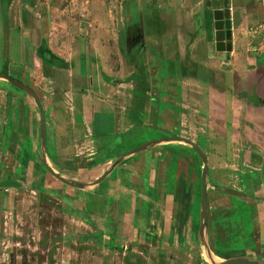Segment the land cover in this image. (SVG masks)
Listing matches in <instances>:
<instances>
[{
  "label": "crops",
  "instance_id": "0c3cea01",
  "mask_svg": "<svg viewBox=\"0 0 264 264\" xmlns=\"http://www.w3.org/2000/svg\"><path fill=\"white\" fill-rule=\"evenodd\" d=\"M2 1L19 30H26L25 22L30 27L28 19L19 20L17 10L19 4L36 10L34 0ZM102 7L89 6L94 20L86 24L89 46L85 50L89 58L101 59L102 72L93 75L88 63L81 62L78 73L79 66L73 65V59L81 56L78 36L70 37L73 44L66 48L61 35L40 32L20 75L2 73L23 83V90H17L0 80V164L5 162V172L18 165L25 169L18 186L30 184L66 198L73 209L72 220L80 226L76 236L87 252L86 260L93 264L113 253L148 258L154 264H226L236 258L244 264H264V58L233 50L228 60L223 59L213 46L216 41L209 42L207 30L197 31L201 0H122L127 20L123 31L117 30L113 37L107 34V24L115 9ZM94 25L100 29L94 30ZM69 26L76 32V24L68 21ZM121 33L132 43L127 53L138 52L141 57L134 67L139 73L140 67L147 72L152 65L158 67V57L172 64L177 58L173 52L191 44L189 54L199 71L189 72L180 83L174 78L165 81V88L161 87L165 109L156 117L152 109L145 118L132 115L134 106L126 92L134 84L125 80L116 86L105 70L114 47L119 53ZM51 56L55 61H49ZM214 56L224 62L219 64ZM209 79L220 89L222 116L216 114L217 102L212 103L207 93ZM116 87L122 94L118 100L112 96ZM178 90L181 104L174 107ZM225 122L227 133L218 125ZM144 128L157 135L151 133L136 144L134 139ZM40 149L44 159L38 166ZM19 150L23 161L12 164ZM44 162L71 184L55 178ZM13 183L0 180V189L6 188L9 198L17 189ZM241 204L245 212L253 208L255 244L244 251L221 249L210 219L218 212L232 214Z\"/></svg>",
  "mask_w": 264,
  "mask_h": 264
},
{
  "label": "rangeland",
  "instance_id": "374dc122",
  "mask_svg": "<svg viewBox=\"0 0 264 264\" xmlns=\"http://www.w3.org/2000/svg\"><path fill=\"white\" fill-rule=\"evenodd\" d=\"M31 1L19 0L22 3H30ZM34 1L35 5L39 6L36 10H30L28 7L22 8L19 4V9L17 10L19 20L24 17L23 19H28L30 23L29 27L25 22V29L28 31H21L13 21L6 2L0 0V80L1 82L17 86V90L19 88L23 90V86H21L23 83L12 81L3 76L2 73H9L13 77L20 75L23 67L22 64L31 59L29 57L31 44H33L35 39L38 40L40 32H42V35L48 36H53L51 33L61 35L64 40L69 37V40H66L68 44L64 43V40L62 42L66 48L73 44V40L71 42L70 37L76 38L78 36L82 50L83 43H85V50H88L86 24H91L94 20V17H91V13H89L91 3H99L103 6L102 8L115 9L112 12L113 17H108L109 24H107L109 25L107 34L112 37L116 35L117 30L119 33L123 31L124 20H127L123 12L124 7L123 9L120 7L122 0ZM220 1L223 3L224 0ZM207 2L208 0H201V28L197 22V31L200 32L202 29H206L209 42H215L214 9L211 6L209 7ZM229 8L231 10L232 41L233 46H235L233 50H235L236 54H240L241 51L249 57L261 56L264 58V0H229ZM68 21L77 25L76 32L75 29L72 30L73 27H68ZM93 27H95L94 30L99 28L98 25H94ZM168 29L172 30L171 27ZM174 29L178 31L179 28L175 27ZM33 37L35 38L33 39ZM105 37L106 35L104 36L105 40L109 38L108 36ZM110 45L114 46V44ZM131 45L132 43L126 40V52L123 54L119 41V53L117 47H114L116 49L113 50L114 52L111 51L109 53V59L105 61V67L107 68L105 70H109V74L113 76L111 78L114 79L113 83L116 86L125 80H130L129 83L134 84V88L126 92L129 102L132 100L130 105L134 106V108L132 107V115L135 116L137 114L145 118L147 115L151 116L148 109H152L157 113L152 114L153 117H156V115L160 114V111L165 109V103L161 101L166 97L165 91L161 90V87L165 88V81L169 78H174L176 82L180 83L185 77H188L189 72H193V70L199 71L197 63L191 60V54H189L191 44L184 43L180 49L175 51L176 53L173 52L177 58L172 59V64H168L165 58L158 57L156 58L158 67L153 68L152 65L150 66V71L147 72L144 67L139 66L141 68L139 69L140 73L136 70L134 71V67L141 62L138 52L135 54L133 52L131 54L127 53V49L129 50ZM207 47L209 51V46ZM62 48L58 50L62 51ZM82 50L81 54H83ZM233 50L229 54L232 55ZM86 54H88L87 51L84 57H86V62L89 65L91 73L93 75L96 73L97 75L99 72H102L101 59L98 56L96 59L89 58L90 56ZM122 55H124L125 61ZM80 57L75 58V60L73 59L75 68L76 65L79 66L81 63ZM217 59L219 60V64L224 62L220 58ZM164 65L165 68L162 67ZM170 67H173L172 70L174 69V71H171ZM85 68L82 73L83 76L85 73L87 74L85 71L87 68ZM77 69H79L78 73H80V66ZM171 74L173 77H171ZM150 82L152 85H149ZM228 82L224 80V86L227 88L230 86ZM87 84L85 80L84 86L86 87ZM151 86L153 89H151ZM8 89L11 93L13 92V88L8 87ZM128 93L131 94V97L128 96ZM175 93L176 102L173 104L174 107L180 106L182 98L181 91L178 90ZM119 95L122 96L116 87L112 94L113 99L118 100ZM130 109L128 108L129 111ZM223 127L224 132L227 133L229 124L225 122ZM178 131L179 129L174 132L177 133ZM151 133L153 136L157 135L151 128L142 129L140 134L134 139L136 144L149 139ZM184 134L187 135L186 133ZM40 148L44 152V147ZM41 149L39 151L40 160L35 163L38 166L43 164L44 159ZM22 159L23 156L21 150H19L15 158L11 159L12 164H21ZM17 166L14 165L7 169L8 172H5V162L0 164V180L7 178V180L14 181L12 185H17L15 186L17 189H14L10 198L6 188L0 189V264H93L92 261L86 260V257H88L87 252L84 250L82 244L79 243L80 237L76 236V233H78V236L80 235L77 232L80 226L72 220L71 210L73 212V209H71V204L59 192L39 191L35 187H31L30 184H25L24 187L18 186L23 179L22 177L25 178V169L22 171ZM18 168L21 172L17 170ZM31 176L35 179L37 177L34 172ZM5 202L7 205H5ZM243 206L244 204H241L232 214L225 213L224 211L220 214L218 212L212 216L213 219H210L211 228H215L217 238L222 243L221 249L226 247L227 249L244 251L246 248L252 247L251 245L254 246L255 243L252 240V233L254 232L253 208L248 207L245 212L241 210ZM198 207L197 204V210ZM197 222L199 223V221ZM94 264L154 263L144 257L139 258L137 256L113 253Z\"/></svg>",
  "mask_w": 264,
  "mask_h": 264
},
{
  "label": "water",
  "instance_id": "95a60500",
  "mask_svg": "<svg viewBox=\"0 0 264 264\" xmlns=\"http://www.w3.org/2000/svg\"><path fill=\"white\" fill-rule=\"evenodd\" d=\"M207 5L212 7L213 16H214V28L216 31V42L214 44L215 49L219 54H222L223 59L230 58V52L233 50V43H232V22H231V10L229 8V0H224L221 3L220 0H208ZM223 5V8H222ZM227 64H223V67H226ZM41 130L42 134L45 131V114L42 112L41 116ZM45 164V162H44ZM48 171L60 181L71 184L67 179L63 178L57 172H55L49 165L45 164ZM103 179L100 178L97 182H100ZM226 264H244V260L241 258L236 259H229L226 260Z\"/></svg>",
  "mask_w": 264,
  "mask_h": 264
},
{
  "label": "trees",
  "instance_id": "16d2710c",
  "mask_svg": "<svg viewBox=\"0 0 264 264\" xmlns=\"http://www.w3.org/2000/svg\"><path fill=\"white\" fill-rule=\"evenodd\" d=\"M120 45H121V50H122V52L124 54L126 52V40H125L124 33H121V35H120ZM84 52H85V43H83V52H82L83 54H81V57H80V61L82 63H86V57H84V55H85ZM49 61H55V59L51 56V60H49ZM211 72H213V71H211ZM199 77H200V79L204 78L203 76L202 77L199 76ZM204 79H208V78L206 77ZM209 83H212V81L210 79L208 80V82L205 83V85H207V87L209 89V92H208L209 98L213 99L212 103L217 102L216 103L217 105L214 106V109H217L216 110V114H219V115L222 116L223 115V105H222L223 102H222V99H220L222 96H219L220 89L218 88V86L215 85V83L214 84L212 83L213 85L209 84ZM216 93H218V94H216ZM215 94L218 95L217 98H216ZM211 107H213V106L211 105ZM218 125H222L223 126L224 124L223 123H218Z\"/></svg>",
  "mask_w": 264,
  "mask_h": 264
}]
</instances>
